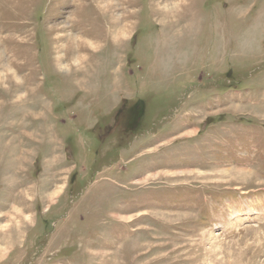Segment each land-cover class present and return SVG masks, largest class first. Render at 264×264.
<instances>
[{
  "label": "rangeland",
  "instance_id": "rangeland-1",
  "mask_svg": "<svg viewBox=\"0 0 264 264\" xmlns=\"http://www.w3.org/2000/svg\"><path fill=\"white\" fill-rule=\"evenodd\" d=\"M0 264H264V0H0Z\"/></svg>",
  "mask_w": 264,
  "mask_h": 264
},
{
  "label": "flooded vegetation",
  "instance_id": "flooded-vegetation-1",
  "mask_svg": "<svg viewBox=\"0 0 264 264\" xmlns=\"http://www.w3.org/2000/svg\"><path fill=\"white\" fill-rule=\"evenodd\" d=\"M129 109H133L132 106H130ZM132 112H133V110H132ZM136 113H137V112H136ZM127 115H128L127 118H131V121L134 120V118H133L134 116H133V115H135V114H133V115H132V114H127ZM135 116H136V115H135ZM140 116H141V115H140Z\"/></svg>",
  "mask_w": 264,
  "mask_h": 264
},
{
  "label": "trees",
  "instance_id": "trees-1",
  "mask_svg": "<svg viewBox=\"0 0 264 264\" xmlns=\"http://www.w3.org/2000/svg\"><path fill=\"white\" fill-rule=\"evenodd\" d=\"M137 114H139V112L137 111V113L135 114L136 115V117H135V121L137 120V118H138V115Z\"/></svg>",
  "mask_w": 264,
  "mask_h": 264
}]
</instances>
